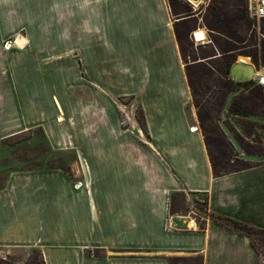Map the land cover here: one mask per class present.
Segmentation results:
<instances>
[{
    "label": "crops",
    "instance_id": "1",
    "mask_svg": "<svg viewBox=\"0 0 264 264\" xmlns=\"http://www.w3.org/2000/svg\"><path fill=\"white\" fill-rule=\"evenodd\" d=\"M181 1L190 4L0 0V71L14 64L33 72L18 86L44 87L12 97L16 131L0 107V146L40 129L50 150L78 152L66 169L0 174V249H37L45 264L196 255L203 264H262L247 236L212 217L264 230V163L214 175L176 33ZM57 70L71 104L57 97ZM122 96L136 108L131 130L121 125ZM200 194L210 216L203 227L173 212L176 197Z\"/></svg>",
    "mask_w": 264,
    "mask_h": 264
},
{
    "label": "rangeland",
    "instance_id": "2",
    "mask_svg": "<svg viewBox=\"0 0 264 264\" xmlns=\"http://www.w3.org/2000/svg\"><path fill=\"white\" fill-rule=\"evenodd\" d=\"M175 7L176 12H181L184 20L176 25L180 35V50L182 57L190 67V77L195 85L193 93L194 105L198 113V121L202 135L208 138V150L211 160L217 166L219 174H226L246 167H254L264 163V87L262 91L256 88L235 87L236 83L257 81L258 71L264 67L256 66L251 57L236 51V63L231 69L229 78L221 77L216 68L224 62L223 53L216 50L209 43L210 30L206 26L207 20L216 14L221 20L239 18L243 22L249 20L245 13V0H202L198 3L189 0ZM195 4V5H194ZM199 29L206 31V40L196 43L194 33ZM240 36L246 38L247 45H252V39L261 44L264 39V19L250 23V29L242 24L239 29ZM221 43L226 45V39L222 36ZM7 43V42H6ZM6 43L4 48L6 49ZM12 46V44L10 45ZM240 48V46H238ZM215 59L208 61L211 57ZM240 58L249 59L250 63H240ZM200 63V64H197ZM33 72L15 70V65L10 63V70L0 71V98L4 97L8 102L1 103L6 106L10 114L8 119L9 130L16 131L19 127L16 120L17 103L12 97L25 91L40 94L44 87L25 86L18 84L29 82ZM57 97L71 104L73 96L64 95V70H57ZM232 78V79H231ZM190 79V78H189ZM234 82H233V81ZM233 82L234 87L228 89ZM261 88V87H258ZM46 90V89H45ZM79 95V93H77ZM39 99V98H38ZM122 103L128 105L120 109V115L136 108L129 105L130 97H119ZM70 104L68 106L70 107ZM25 105H29L26 103ZM38 107L42 109L39 102ZM71 107L68 113L71 114ZM129 117V116H128ZM62 125L64 123L62 122ZM124 127V126H123ZM124 128H127L125 126ZM76 151H54L48 145L40 131L35 129L27 132L18 139L13 137L0 146V174L8 172L32 169L38 167L65 168L70 162H76ZM212 163V162H211ZM173 212L182 217L193 216L199 227H203L209 212L206 208L204 195L194 196L191 202L184 197H176ZM251 240L261 252L262 264H264V233L250 231ZM201 256H174L167 258L168 264H202ZM0 260L6 264H45L43 254L37 249H0Z\"/></svg>",
    "mask_w": 264,
    "mask_h": 264
},
{
    "label": "trees",
    "instance_id": "3",
    "mask_svg": "<svg viewBox=\"0 0 264 264\" xmlns=\"http://www.w3.org/2000/svg\"><path fill=\"white\" fill-rule=\"evenodd\" d=\"M244 9H245V13H246L247 18L249 19V20H245L244 22L239 18L221 20L220 17L216 14H212V19L207 20V22H206V26L210 30V33L212 34V35H209V38H210L209 43L216 50L221 51L223 53L222 57L224 58V62L222 64H220L218 66V68H216L215 70L221 77H224V78H229L231 76V69L237 60V56H235V54H236V51L239 49H241L240 53H243L244 56L251 57L253 62L256 64V66L264 67V39L262 40L261 44H259L258 42H255L254 39H252V45H247V44H245L246 38L240 36V34H239V29L242 27V24L247 26L248 29H250V23H254V21H252L248 17V14L246 11V5L244 6ZM176 33H177L178 41L180 42V35H179L177 28H176ZM216 36H222L223 38H225L226 39V43H225L226 45H223L221 43L220 38H218ZM238 46H240V48H238ZM215 58H216V56H213L208 61L213 60ZM197 64H200V63H197ZM190 67H191V65L186 66V72H187V76H188V80H189V85L191 87L192 94H193V93H195L196 88H195V85L193 84V81L190 77ZM233 82L231 84H229L228 89H231L230 87L233 88L234 84H235V87L237 86V87H249V88L255 87L256 88L255 85H257L258 87H261L257 84L256 81H251V82H247V83H236V82H234V84H233ZM258 87L256 89L258 91H262L263 87H261V88H258ZM197 109H198V107H197ZM205 141H206V144L208 146L209 142H208L207 136H205ZM212 167H213L214 175H216L217 177L225 175V174H219L217 172V166L213 161H212ZM249 168H252V167H246L243 169L235 170L233 172H238V171L246 170ZM230 173H232V172H230ZM226 174H229V173H226ZM212 217L216 222L244 234L250 240H251L250 231L264 233V230H258L256 228H253L249 225H246V224L240 223L238 221L232 220L230 218H226V217L219 216V215H212ZM252 243H253V241H252ZM254 246L256 247L255 244H254ZM256 249L258 250L257 247H256ZM258 252L261 255V252L259 250H258ZM201 259H202V264H203V258H201ZM0 264H6V263L4 260H0Z\"/></svg>",
    "mask_w": 264,
    "mask_h": 264
},
{
    "label": "built area",
    "instance_id": "4",
    "mask_svg": "<svg viewBox=\"0 0 264 264\" xmlns=\"http://www.w3.org/2000/svg\"><path fill=\"white\" fill-rule=\"evenodd\" d=\"M245 5L248 17L252 21H260L264 19V0H245ZM198 31H200V29ZM195 34L196 33L193 35L196 43H203L205 41L196 38ZM11 44L10 41L6 43L7 50L11 48ZM256 82L259 86L264 87V70L258 71ZM121 125L124 127L127 126V130L134 128L133 121L126 114H122Z\"/></svg>",
    "mask_w": 264,
    "mask_h": 264
},
{
    "label": "water",
    "instance_id": "5",
    "mask_svg": "<svg viewBox=\"0 0 264 264\" xmlns=\"http://www.w3.org/2000/svg\"><path fill=\"white\" fill-rule=\"evenodd\" d=\"M192 1L199 2L201 0H192ZM195 36L198 39H204L206 38V31H204L203 29H200V31L196 32Z\"/></svg>",
    "mask_w": 264,
    "mask_h": 264
},
{
    "label": "bare ground",
    "instance_id": "6",
    "mask_svg": "<svg viewBox=\"0 0 264 264\" xmlns=\"http://www.w3.org/2000/svg\"><path fill=\"white\" fill-rule=\"evenodd\" d=\"M194 3H196V2H194ZM197 3H198V2H197ZM194 5H195V4H194ZM206 38H207V37H206ZM206 38H204V39H199V40H206ZM239 62H240V63H250L249 59H247V58H240Z\"/></svg>",
    "mask_w": 264,
    "mask_h": 264
}]
</instances>
